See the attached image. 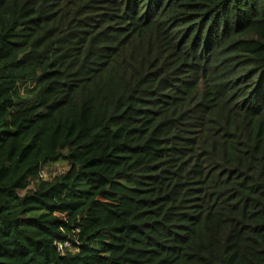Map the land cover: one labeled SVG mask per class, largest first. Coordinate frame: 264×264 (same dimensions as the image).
I'll return each mask as SVG.
<instances>
[{
    "label": "trees",
    "instance_id": "16d2710c",
    "mask_svg": "<svg viewBox=\"0 0 264 264\" xmlns=\"http://www.w3.org/2000/svg\"><path fill=\"white\" fill-rule=\"evenodd\" d=\"M0 264H264V0H0Z\"/></svg>",
    "mask_w": 264,
    "mask_h": 264
},
{
    "label": "rangeland",
    "instance_id": "374dc122",
    "mask_svg": "<svg viewBox=\"0 0 264 264\" xmlns=\"http://www.w3.org/2000/svg\"><path fill=\"white\" fill-rule=\"evenodd\" d=\"M66 170H67V166L64 163H56V164L48 165L43 170L42 177L45 180H51L54 177H57L58 175L64 173ZM21 194H24V192H21Z\"/></svg>",
    "mask_w": 264,
    "mask_h": 264
},
{
    "label": "built area",
    "instance_id": "2783aa9c",
    "mask_svg": "<svg viewBox=\"0 0 264 264\" xmlns=\"http://www.w3.org/2000/svg\"><path fill=\"white\" fill-rule=\"evenodd\" d=\"M59 252L65 254L66 251L74 252L76 249L74 248L73 244L69 241H65L58 245Z\"/></svg>",
    "mask_w": 264,
    "mask_h": 264
}]
</instances>
